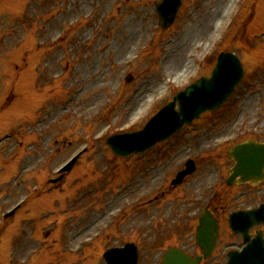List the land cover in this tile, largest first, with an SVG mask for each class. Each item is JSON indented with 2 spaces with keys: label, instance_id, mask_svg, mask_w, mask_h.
Instances as JSON below:
<instances>
[{
  "label": "rangeland",
  "instance_id": "374dc122",
  "mask_svg": "<svg viewBox=\"0 0 264 264\" xmlns=\"http://www.w3.org/2000/svg\"><path fill=\"white\" fill-rule=\"evenodd\" d=\"M154 1L0 0V133L23 116L30 121L31 134L22 138L33 142L30 150L35 154L24 159V164L29 163L25 171L35 169L41 174L40 168L48 165L47 178L74 150L91 144L60 180V193H35L6 225L0 217L4 263L11 262L14 228L27 213L26 207L36 222L44 223L36 229L38 238L44 240L41 230L47 229V222L52 236L43 245L32 244L35 239L28 237L21 239L22 245L40 247L33 252V247L16 246L13 256L22 264L28 260L26 264H105L103 251L110 244L134 238L143 243L142 251L151 250L143 252L150 261L152 254L159 255L176 238L174 234L167 237L168 229H163L181 220L182 198L176 195L185 189L197 195L202 189L208 196L211 184H221L233 164L227 148L248 137L264 140V0H186L176 23L167 30L158 25ZM217 7L225 12L219 15ZM152 32L155 36L150 39ZM221 49L241 56L244 79L228 101L194 122L191 129H199L198 137H191L190 131L176 133L174 142L182 135L186 138L177 146L182 152L175 159L136 161L132 155L123 158L112 153L106 143L109 135L145 124L174 92L200 74H209ZM173 68L184 72L177 75ZM127 75L134 77L128 81ZM226 136H231L229 143L215 147ZM18 137L17 133L0 141V186L11 185L9 172L16 168L10 169V163L23 157ZM29 140L23 144L29 147ZM165 144L170 143L167 140L156 148ZM186 153L196 154L198 172L189 178V188L183 185L185 189L165 193ZM117 160L121 164L115 171ZM16 166L19 172L21 166ZM119 174L131 181L117 196L109 190L112 182L118 187ZM27 175L19 181L27 180L25 188L34 192L39 181L33 178L38 176ZM156 186L162 192L150 200L147 195H153ZM4 188H0V215L22 196L18 193V198L4 204L10 194ZM253 193L262 197L257 190ZM138 195L150 201V209H142L144 217L133 220L132 212L138 210L132 198ZM56 196L59 206L53 200ZM106 223L110 224L107 230ZM153 238L165 241L157 243ZM149 239L152 245L147 244Z\"/></svg>",
  "mask_w": 264,
  "mask_h": 264
},
{
  "label": "water",
  "instance_id": "95a60500",
  "mask_svg": "<svg viewBox=\"0 0 264 264\" xmlns=\"http://www.w3.org/2000/svg\"><path fill=\"white\" fill-rule=\"evenodd\" d=\"M165 4L169 6V9L164 10L165 16L168 17V22L173 19L176 10L180 5V0H166ZM163 10V9H162ZM239 60L232 54L224 53L219 58V62L214 69L212 78L206 80L202 79L195 85H191L187 91H182L176 96L179 99L182 106L180 112L174 110V103H170L165 109H163L153 120L147 125V127L134 135H119L117 137H124L129 140H136L138 144L133 143H120V138L112 139L111 146L117 151H130L136 150L144 146L143 142L150 138H160L167 136L173 132L185 119H190L196 112L201 111L208 107L218 105L221 100H224L225 96L232 88L233 84L237 81V72L241 73L239 67ZM234 65V68H233ZM238 68V69H237ZM202 83V84H200ZM207 93L206 97H200L203 94V90ZM203 99V100H202ZM182 116V117H181ZM163 129V130H162ZM161 133L160 134V132ZM141 144V145H140ZM143 144V145H142ZM231 152L236 160V165L231 172L230 180L240 175V180L252 179L259 181V178L264 177V143L256 141H246L235 146ZM191 170V169H190ZM186 170L183 171L177 180H180ZM262 242V241H261ZM261 242H255L250 248L243 250L241 257L238 258L236 253H233L232 259H242V255L245 256V264H263L264 263V248H261ZM209 251V250H207ZM256 254V256L254 255ZM108 259V264H136V251L132 246H126L123 248H113L106 251L105 254ZM168 254L165 258V264H169ZM179 259V256L176 258ZM250 260V263L248 262ZM185 264V263H184Z\"/></svg>",
  "mask_w": 264,
  "mask_h": 264
},
{
  "label": "flooded vegetation",
  "instance_id": "af4514ba",
  "mask_svg": "<svg viewBox=\"0 0 264 264\" xmlns=\"http://www.w3.org/2000/svg\"><path fill=\"white\" fill-rule=\"evenodd\" d=\"M203 197V196H202ZM191 211L182 212L183 227L181 231L177 233L175 241L170 240L168 248L174 245L179 246L185 252H188L192 255H197L203 252L201 245L196 240V227L199 223V217L202 215L203 211H198L202 206L209 208L212 211V215L216 216L219 221V236L216 244V248L212 253L211 257L202 259L196 264H226L227 261V251L235 243L236 238H241L242 235L232 232L230 229L225 227L220 220L227 211V206L222 202L220 196H212L211 199L205 203L204 200L195 199L191 205ZM240 208V205L238 206ZM237 209V207H235ZM264 231V229H263ZM253 232V230H251Z\"/></svg>",
  "mask_w": 264,
  "mask_h": 264
},
{
  "label": "bare ground",
  "instance_id": "6f19581e",
  "mask_svg": "<svg viewBox=\"0 0 264 264\" xmlns=\"http://www.w3.org/2000/svg\"><path fill=\"white\" fill-rule=\"evenodd\" d=\"M163 8V10H167L168 8H169V6H167V5H165V6H163L162 7ZM217 9L219 10V15H220V12L222 13H224L225 11L223 10L222 11V9H221V7H217ZM212 16H214V17H216L217 15H216V13L215 12H212ZM126 39V38H125ZM130 39V38H129ZM128 39V40H129ZM196 41V40H195ZM197 42V41H196ZM121 43H124V44H126V42L125 41H123V42H121ZM128 52H130V48H128ZM175 68V67H174ZM171 69V72H176V74L178 75V73L179 74H182L184 71V69H181V70H176V69ZM233 68H234V65H233ZM181 259V258H180Z\"/></svg>",
  "mask_w": 264,
  "mask_h": 264
}]
</instances>
